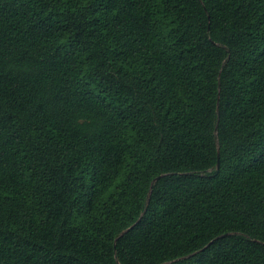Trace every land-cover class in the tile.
Masks as SVG:
<instances>
[{
	"label": "trees",
	"instance_id": "1",
	"mask_svg": "<svg viewBox=\"0 0 264 264\" xmlns=\"http://www.w3.org/2000/svg\"><path fill=\"white\" fill-rule=\"evenodd\" d=\"M0 264H264V0H0Z\"/></svg>",
	"mask_w": 264,
	"mask_h": 264
},
{
	"label": "water",
	"instance_id": "2",
	"mask_svg": "<svg viewBox=\"0 0 264 264\" xmlns=\"http://www.w3.org/2000/svg\"><path fill=\"white\" fill-rule=\"evenodd\" d=\"M220 163H218V167H219ZM161 177H158L157 180H159Z\"/></svg>",
	"mask_w": 264,
	"mask_h": 264
}]
</instances>
